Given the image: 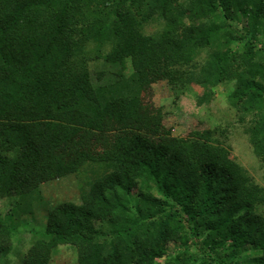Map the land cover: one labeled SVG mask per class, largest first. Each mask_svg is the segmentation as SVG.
<instances>
[{
    "label": "trees",
    "instance_id": "16d2710c",
    "mask_svg": "<svg viewBox=\"0 0 264 264\" xmlns=\"http://www.w3.org/2000/svg\"><path fill=\"white\" fill-rule=\"evenodd\" d=\"M246 1L0 0V199L18 195L24 210L42 202V183L93 158L76 148L85 131L152 113L160 78L176 97L199 84L200 103L233 83L229 103L264 159V67L252 61L264 0ZM237 22L251 36L244 53ZM151 23L162 28L147 33ZM218 131L128 137L108 173L81 188V204L48 210L45 236L26 252L0 212V264H48L59 245L75 246L79 264H264V187ZM171 242L181 251L165 257Z\"/></svg>",
    "mask_w": 264,
    "mask_h": 264
},
{
    "label": "rangeland",
    "instance_id": "374dc122",
    "mask_svg": "<svg viewBox=\"0 0 264 264\" xmlns=\"http://www.w3.org/2000/svg\"><path fill=\"white\" fill-rule=\"evenodd\" d=\"M257 1L249 0L244 3L249 8ZM235 26L236 32L239 31L245 37V41L236 43L239 52L244 53L250 47L247 39L251 36L245 31L244 23L237 22ZM161 28L162 24L151 23L146 25L145 30L147 33H152ZM253 45L254 51L259 54L252 61L264 67V37L255 40ZM205 57V54H202L195 59L197 65L198 61L203 63ZM127 70L128 74L132 72L130 64ZM197 72L201 74V71ZM179 78L178 73L175 75V80ZM150 85L152 94L147 104L152 109V113L109 131H85L84 141L77 144L76 148L85 151L93 158L81 164L78 172L42 183L41 189L44 196L42 202H33L31 210H24L23 204H20L23 200L18 195L0 199V212L14 229V244L23 252H26L34 241L45 236L44 226L48 220V210L62 202L81 204V188L88 187L94 180L108 173L109 167L106 161L114 157L116 147L121 142L134 134H139L155 143H165L175 137L188 136L196 129L220 127L223 132L218 131L216 139L229 147L236 162L264 187V159L255 153L249 139L246 130L248 118L241 121L239 114L228 100L233 83L219 84L214 87L213 96L204 103L199 102L204 88L197 83H192L190 88L180 93L178 97L169 79H155ZM143 95L142 92L141 96ZM152 189V193L158 195L154 185ZM261 211L264 212V206ZM104 224L107 229L110 228V225ZM96 225L103 227V223ZM166 250L165 257L181 251L175 242L169 243ZM48 264H79L76 247L59 245L53 250Z\"/></svg>",
    "mask_w": 264,
    "mask_h": 264
}]
</instances>
